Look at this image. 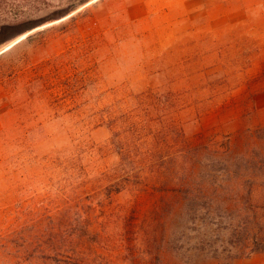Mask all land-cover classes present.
I'll return each instance as SVG.
<instances>
[{
  "label": "rangeland",
  "instance_id": "obj_1",
  "mask_svg": "<svg viewBox=\"0 0 264 264\" xmlns=\"http://www.w3.org/2000/svg\"><path fill=\"white\" fill-rule=\"evenodd\" d=\"M254 229L264 0H0V264H264Z\"/></svg>",
  "mask_w": 264,
  "mask_h": 264
},
{
  "label": "trees",
  "instance_id": "obj_2",
  "mask_svg": "<svg viewBox=\"0 0 264 264\" xmlns=\"http://www.w3.org/2000/svg\"><path fill=\"white\" fill-rule=\"evenodd\" d=\"M249 238L251 241H253V244H252L253 251H255V252L264 251V229L258 230L256 232L254 229V232L249 235ZM259 243H261L262 244L261 247H263V249H261V250H259V248H258ZM62 261H64V263ZM62 261L57 262V264H71V263H69L70 261H65V260H62ZM81 264H84V263L81 262Z\"/></svg>",
  "mask_w": 264,
  "mask_h": 264
}]
</instances>
